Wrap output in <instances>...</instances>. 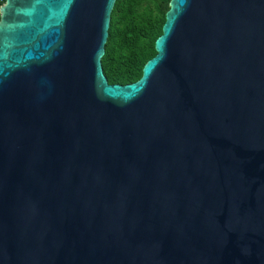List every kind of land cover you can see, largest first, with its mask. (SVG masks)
<instances>
[{
    "label": "water",
    "instance_id": "95a60500",
    "mask_svg": "<svg viewBox=\"0 0 264 264\" xmlns=\"http://www.w3.org/2000/svg\"><path fill=\"white\" fill-rule=\"evenodd\" d=\"M115 2L0 7V264H264V0H170L126 85Z\"/></svg>",
    "mask_w": 264,
    "mask_h": 264
},
{
    "label": "trees",
    "instance_id": "16d2710c",
    "mask_svg": "<svg viewBox=\"0 0 264 264\" xmlns=\"http://www.w3.org/2000/svg\"><path fill=\"white\" fill-rule=\"evenodd\" d=\"M170 0H116L111 12L102 70L109 84L137 81L144 64L156 55Z\"/></svg>",
    "mask_w": 264,
    "mask_h": 264
},
{
    "label": "built area",
    "instance_id": "2783aa9c",
    "mask_svg": "<svg viewBox=\"0 0 264 264\" xmlns=\"http://www.w3.org/2000/svg\"><path fill=\"white\" fill-rule=\"evenodd\" d=\"M4 4V0H0V7Z\"/></svg>",
    "mask_w": 264,
    "mask_h": 264
}]
</instances>
